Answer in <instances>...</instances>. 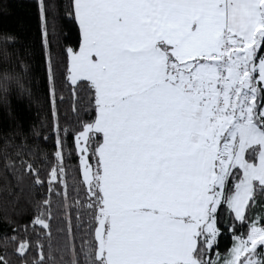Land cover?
I'll return each mask as SVG.
<instances>
[{
  "label": "snow or ice",
  "instance_id": "1",
  "mask_svg": "<svg viewBox=\"0 0 264 264\" xmlns=\"http://www.w3.org/2000/svg\"><path fill=\"white\" fill-rule=\"evenodd\" d=\"M34 7L0 32V102L39 108L0 123V264H264V0Z\"/></svg>",
  "mask_w": 264,
  "mask_h": 264
},
{
  "label": "trees",
  "instance_id": "2",
  "mask_svg": "<svg viewBox=\"0 0 264 264\" xmlns=\"http://www.w3.org/2000/svg\"><path fill=\"white\" fill-rule=\"evenodd\" d=\"M36 28L34 0H0V32H16L21 38V45H23L33 40ZM29 87L37 95L43 91L38 64L37 75ZM9 110L13 111L18 119L27 125L37 119L39 108L38 105L29 102L27 95L14 92L9 95L6 104L0 102V123L6 121Z\"/></svg>",
  "mask_w": 264,
  "mask_h": 264
}]
</instances>
